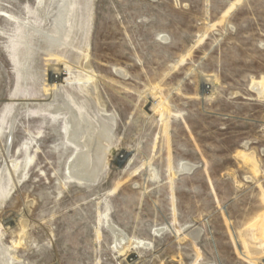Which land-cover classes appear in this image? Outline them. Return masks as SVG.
I'll return each mask as SVG.
<instances>
[{
    "label": "rangeland",
    "instance_id": "1",
    "mask_svg": "<svg viewBox=\"0 0 264 264\" xmlns=\"http://www.w3.org/2000/svg\"><path fill=\"white\" fill-rule=\"evenodd\" d=\"M79 2L115 119L93 184L69 178L61 120L23 107L36 87L20 79L8 15L43 25L38 0H0L1 188L26 166L0 200L3 264L6 251L9 264H264V0ZM36 60L38 73L55 65Z\"/></svg>",
    "mask_w": 264,
    "mask_h": 264
},
{
    "label": "bare ground",
    "instance_id": "2",
    "mask_svg": "<svg viewBox=\"0 0 264 264\" xmlns=\"http://www.w3.org/2000/svg\"><path fill=\"white\" fill-rule=\"evenodd\" d=\"M36 8V14L44 21L43 25L8 15V19L17 24L20 30L19 37L15 38L20 46V79L26 87H36L33 96L35 99L23 100L26 103L31 102L30 105L24 103L23 107L26 111H35L61 120L64 139L73 149L67 174L77 182L93 184L107 166V156L113 145L115 119L104 110L105 106L99 97L89 64L88 3L81 4L79 0H38ZM38 55L55 65L48 66L43 73L39 72L42 80L37 86L39 73L36 71L38 63L37 67L35 63ZM81 59H84V64L80 68ZM201 86L203 92L212 87L207 78L202 79ZM67 88L69 91L66 92ZM258 95H261V91ZM11 107L13 112L22 109L19 102L12 103ZM247 157L251 159L252 154L249 153ZM12 167L16 174V165L12 163ZM25 167L15 180L9 175L5 189L0 186V200L12 193L16 183L24 175ZM192 169V165L183 163L175 174L189 173ZM198 233L195 230L188 235L195 238ZM118 236L122 234L118 233ZM122 238L125 240L124 248L143 245L142 242H136L137 240ZM8 254L6 251L5 264H9ZM0 264H3L1 258Z\"/></svg>",
    "mask_w": 264,
    "mask_h": 264
},
{
    "label": "water",
    "instance_id": "3",
    "mask_svg": "<svg viewBox=\"0 0 264 264\" xmlns=\"http://www.w3.org/2000/svg\"><path fill=\"white\" fill-rule=\"evenodd\" d=\"M203 93H204V92H203V91H201L200 95H203Z\"/></svg>",
    "mask_w": 264,
    "mask_h": 264
}]
</instances>
